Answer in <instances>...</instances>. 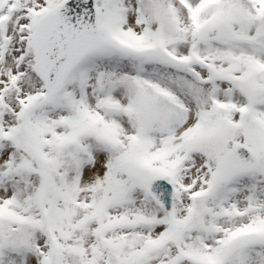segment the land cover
<instances>
[{"label": "snow or ice", "instance_id": "obj_1", "mask_svg": "<svg viewBox=\"0 0 264 264\" xmlns=\"http://www.w3.org/2000/svg\"><path fill=\"white\" fill-rule=\"evenodd\" d=\"M0 264H264V0H0Z\"/></svg>", "mask_w": 264, "mask_h": 264}]
</instances>
